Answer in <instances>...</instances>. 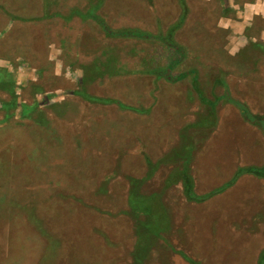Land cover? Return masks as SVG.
Wrapping results in <instances>:
<instances>
[{"label":"rangeland","instance_id":"374dc122","mask_svg":"<svg viewBox=\"0 0 264 264\" xmlns=\"http://www.w3.org/2000/svg\"><path fill=\"white\" fill-rule=\"evenodd\" d=\"M186 4L181 24L180 0H0V22L13 15L18 36H0L12 68L0 85V264H259L264 178L245 175L200 203L178 180L186 166L203 196L239 168L264 167L263 131L223 99L225 84L264 118L263 48L234 54L225 0ZM94 6L114 29L177 28L175 79L155 70L176 52L72 14ZM189 70L199 89L177 79ZM133 191L151 213L132 208Z\"/></svg>","mask_w":264,"mask_h":264},{"label":"trees","instance_id":"16d2710c","mask_svg":"<svg viewBox=\"0 0 264 264\" xmlns=\"http://www.w3.org/2000/svg\"><path fill=\"white\" fill-rule=\"evenodd\" d=\"M181 2V9H182V14L180 17L181 24L185 22L187 16H188V7L186 4V0H180ZM100 5V4H99ZM98 9L97 6H94L93 9H90L85 15L82 14L81 12L75 10L72 12L74 16H79L82 18V20H93L95 21L98 26H100V29L104 32V34L107 37L111 38H134L140 41H152V42H158L163 44L166 48L176 52L178 57L175 58V60H172L171 64L167 66L166 68H157L155 70V74L160 77V78H165L168 81H173V77L171 76V72L175 69L176 66L179 65L180 62H182V59L184 58L185 55H183V48L176 42L174 39L175 36L174 33H176V29L174 27H170L169 31H167L166 34H163L162 32H158L157 34H151L144 32L140 29H130V28H118L114 29L108 23L100 16L96 14V10ZM66 18V17H64ZM69 17L66 18L68 20ZM98 67V66H97ZM99 68V67H98ZM97 68V69H98ZM108 65H103L102 68H99L98 70L102 69H109ZM189 76H192L193 78V83H194V88L199 89V83H198V73L195 70H189L188 72L181 73L177 79H184ZM221 84L223 82H220ZM197 86V87H196ZM225 88V94L223 96L224 100H228L229 103L233 104L240 112L241 116L245 121L249 122L250 124L256 126L257 128L261 129L264 133V118L255 116L253 115L250 110L247 108V106L239 101H236L235 99H232L230 97L229 89L228 86L223 84ZM200 93V92H199ZM91 102L95 103H100L104 105L108 104H117L123 109H128L129 107L120 103L119 101L113 100V99H101V98H95L91 97ZM135 110V109H134ZM186 153V152H185ZM184 169L178 174L179 180L178 182L182 183L183 186V191L185 196L190 199L193 202H204L208 198L212 197L213 195L220 194L221 192L225 191L229 187L233 186L237 180H239L241 177L245 175H253L258 178H264V167H256V166H251L248 168H239L236 173L234 174L233 178L225 185H223L221 188H218L217 190H214L213 192L207 194V195H198L196 194L194 190V180L191 175V170H189L186 166L183 167ZM135 184V183H133ZM130 204L133 205L132 208L139 209L143 211L146 214L151 213V205L149 201H143L141 197L138 196V193L133 191L131 193L130 197ZM140 224L144 228H148L151 226L152 228L156 227L151 223V221H140ZM184 258L187 260L189 264H199L198 262H195L192 260L190 257L184 256ZM259 264H264V254L260 257L259 259Z\"/></svg>","mask_w":264,"mask_h":264},{"label":"crops","instance_id":"0c3cea01","mask_svg":"<svg viewBox=\"0 0 264 264\" xmlns=\"http://www.w3.org/2000/svg\"><path fill=\"white\" fill-rule=\"evenodd\" d=\"M225 3L228 6L231 4L230 7L234 9L235 13V17L227 18V21L229 22L224 25L228 28H232L233 33L236 35L234 39H236L237 42L235 40L234 41L238 43L236 45L239 46L233 47L234 54L240 52L241 49L246 48L248 45H251L252 47H254V49L262 47L264 55V26L257 27L258 23H256V19L264 21V0H248L247 2L245 0H243V2H237V0H225ZM11 16L13 17V15ZM11 16L9 18V21L3 20L4 24H1L0 22V36L4 35L3 39L6 44L9 43L6 42L8 38L13 40L18 37L16 35V28H14V24H17V20L13 21ZM23 24L24 25H22V27L26 28L25 25L27 24ZM257 29L259 30L258 33L256 32ZM249 31L251 33H249ZM1 42L2 38H0V85H4L6 84V81H3L2 74H5V69L9 68L8 70H11L12 68L8 66L6 67V64L3 65L4 61H7L8 55L1 54V52L4 51L3 47L1 46ZM7 73H9V76H11L9 71H6V75ZM5 104L6 103L2 104L0 102L1 107ZM7 105L10 106L12 105V103H8Z\"/></svg>","mask_w":264,"mask_h":264}]
</instances>
